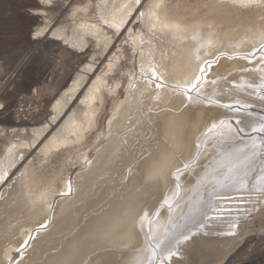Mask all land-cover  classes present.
I'll list each match as a JSON object with an SVG mask.
<instances>
[{
    "label": "bare ground",
    "instance_id": "obj_1",
    "mask_svg": "<svg viewBox=\"0 0 264 264\" xmlns=\"http://www.w3.org/2000/svg\"><path fill=\"white\" fill-rule=\"evenodd\" d=\"M30 13L32 38L79 65L43 77L56 84L46 121L24 117L32 97L15 104L0 264H176L180 248L234 240L264 214V0H38ZM140 13L141 34L123 38L139 73L91 136ZM162 245L181 253L164 259Z\"/></svg>",
    "mask_w": 264,
    "mask_h": 264
},
{
    "label": "rangeland",
    "instance_id": "obj_2",
    "mask_svg": "<svg viewBox=\"0 0 264 264\" xmlns=\"http://www.w3.org/2000/svg\"><path fill=\"white\" fill-rule=\"evenodd\" d=\"M37 1L38 0H0V109L2 110L0 111V173L2 172V167L5 166L6 168V165L9 163L8 157L11 153L10 149L12 148V144L20 139L19 136H15L17 132L11 134V130L14 128L12 118L18 114L20 115V113L16 111V102L24 97H32L34 101L29 102L30 111L27 112L28 114L24 117L31 116L32 118H41L46 121L51 116L49 111L51 104H44L42 99L46 92L53 91L56 88V84L44 80L43 77L47 72L56 71L55 73L58 74L66 72L70 68L67 62H72L75 66L79 65L75 60H71L65 47L60 43L54 41L46 42V40L42 38H32L34 21L30 11L37 7ZM80 1L84 4L88 1H92L96 4L100 3V0ZM51 8H53L55 14H58L57 18L61 20H57L58 25L60 22L67 21V12H65L60 5L57 4V6L55 5ZM141 15L140 13L138 15L139 17H136V21L131 20L130 28L132 31H125L126 34L124 32L122 39L116 44V49H120L124 46L128 54L127 57H124L122 60L121 67L123 69L114 74L115 76L120 75V73L123 74L124 83L121 85L120 95L108 96L106 106L100 114L101 118L99 119L98 128L92 132L93 134H91V136H95L102 129H107L109 117L112 116L114 109H116L121 99H125L127 96L126 89L131 79H133L132 71L137 68V72L139 73L138 66L140 58L136 54L135 58L137 60L131 58L133 54L132 48L126 45L127 42H125L126 40L123 38L126 36L132 37V32H136L135 34L138 35L141 34L144 29V20ZM127 22H129V19ZM228 37L230 36L228 35ZM113 79L114 78H111V81H113ZM29 140L31 141V139ZM91 151H96V148L93 147ZM17 156L18 159H20L22 153ZM58 165L59 163L57 160H53L52 163L47 166L46 172L51 173ZM80 167V163L73 167L71 166V176L75 178ZM4 172H6V170ZM224 191L227 192L228 190ZM246 223L247 222L244 224ZM179 231L181 232V229H179ZM199 240L203 242V237ZM217 243L219 244L215 246L201 245L193 250H191V248L188 250L186 246L185 248H180L187 251L189 254L187 258H180L176 264H264V214L256 216L253 223L244 227L240 237L234 240H218ZM178 250L179 248L172 249V247H167V245H162L159 248V252H162V256L167 260L180 254L181 252H177ZM20 256L21 253L17 250H13L11 253V258H14V260H18ZM160 264H162V262Z\"/></svg>",
    "mask_w": 264,
    "mask_h": 264
}]
</instances>
